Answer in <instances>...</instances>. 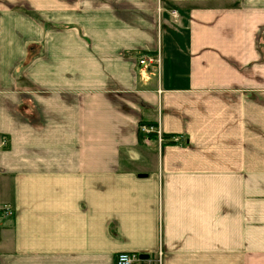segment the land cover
I'll return each mask as SVG.
<instances>
[{
	"label": "crops",
	"instance_id": "0c3cea01",
	"mask_svg": "<svg viewBox=\"0 0 264 264\" xmlns=\"http://www.w3.org/2000/svg\"><path fill=\"white\" fill-rule=\"evenodd\" d=\"M121 251L264 264V0H0V264Z\"/></svg>",
	"mask_w": 264,
	"mask_h": 264
},
{
	"label": "built area",
	"instance_id": "2783aa9c",
	"mask_svg": "<svg viewBox=\"0 0 264 264\" xmlns=\"http://www.w3.org/2000/svg\"><path fill=\"white\" fill-rule=\"evenodd\" d=\"M141 63L144 62V59L140 60ZM141 130L144 132H151L153 130L152 126H148L146 124H142L140 126ZM6 144V139H1V145L4 146ZM10 212L9 207L6 205L4 207V213ZM162 252L160 251L159 257L155 258L149 256V258H140L139 254L128 252V251H121L116 256L115 264H157V262H161Z\"/></svg>",
	"mask_w": 264,
	"mask_h": 264
},
{
	"label": "water",
	"instance_id": "95a60500",
	"mask_svg": "<svg viewBox=\"0 0 264 264\" xmlns=\"http://www.w3.org/2000/svg\"><path fill=\"white\" fill-rule=\"evenodd\" d=\"M141 175H144V174H141ZM139 256H140V258H149V254H147V253H142V254H139Z\"/></svg>",
	"mask_w": 264,
	"mask_h": 264
},
{
	"label": "rangeland",
	"instance_id": "374dc122",
	"mask_svg": "<svg viewBox=\"0 0 264 264\" xmlns=\"http://www.w3.org/2000/svg\"><path fill=\"white\" fill-rule=\"evenodd\" d=\"M157 22H158V25H159V20H157Z\"/></svg>",
	"mask_w": 264,
	"mask_h": 264
}]
</instances>
